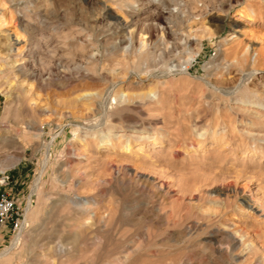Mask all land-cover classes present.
<instances>
[{
    "label": "rangeland",
    "instance_id": "1",
    "mask_svg": "<svg viewBox=\"0 0 264 264\" xmlns=\"http://www.w3.org/2000/svg\"><path fill=\"white\" fill-rule=\"evenodd\" d=\"M10 1L0 34L40 31L51 71L0 62V264H264V0ZM111 17L178 50H113Z\"/></svg>",
    "mask_w": 264,
    "mask_h": 264
},
{
    "label": "bare ground",
    "instance_id": "2",
    "mask_svg": "<svg viewBox=\"0 0 264 264\" xmlns=\"http://www.w3.org/2000/svg\"><path fill=\"white\" fill-rule=\"evenodd\" d=\"M3 1H5V2H8V1H10V0H3ZM44 1H46V0H44ZM91 1H94V0H91ZM111 1V4L112 5H116V8H121V7H124V8H130L131 6H132V3H133V0H110ZM10 2H12V1H10ZM99 2V1H98ZM106 2H108V1H106ZM95 3H96V0H95ZM150 3H151V5L150 6H153V5H158V4H160V3H162V0H150ZM165 3V2H164ZM99 4V3H98ZM4 5V4H3ZM45 5V4H44ZM150 6L148 7L147 6V8H146V10L144 11L145 13H149V11L151 10V8H150ZM46 7V6H45ZM50 7V6H49ZM114 7V6H113ZM158 7V6H157ZM163 7V6H162ZM156 8V7H155ZM178 8V7H177ZM133 9V8H132ZM180 9V8H179ZM32 10V9H31ZM30 10V11H31ZM121 10V9H120ZM125 10V9H124ZM130 10V9H129ZM137 10V9H136ZM134 11L135 13L137 12V11ZM173 10H175V9H173ZM177 10V9H176ZM128 11V10H127ZM155 11V10H154ZM178 11V10H177ZM143 12V11H142ZM180 12V11H179ZM162 13H163V11H159V12H157V16L159 15H162ZM164 13H166L167 15H168V12H164ZM129 14V13H128ZM170 14V13H169ZM177 12H176V15H175V19H179L178 21H180L179 22V24H184L186 21H187V17H188V15H185V14H182V13H180V15L177 17ZM187 14V13H186ZM69 15V14H68ZM154 15V14H153ZM164 15V14H163ZM155 16V15H154ZM240 16H242V15H240ZM156 17V16H155ZM164 17V16H163ZM166 17V16H165ZM171 17V16H170ZM172 17H174V16H172ZM171 17V19H174V18H172ZM168 18V17H167ZM134 19V18H133ZM131 20V19H130ZM2 22H4V21H2ZM169 22V21H168ZM174 22V21H173ZM132 23H133V21L132 22H130L129 21V23H127L126 21H124V20H118V19H114V18H112L111 17V19H109V22L107 23V27L108 28H111L112 27V29H113V31H115L114 33L112 32V34H113V36H116V37H118V35L120 34V35H122L123 34V37H121V38H117V39H119L118 41H117V43H115V44H113V46H112V49L114 50V49H118V48H120V47H122V45H124L125 43H126V46L124 47L125 48V52H126V54L127 53H129V54H132V53H139L138 55L140 56L141 54L140 53H142V55L141 56H143V54L144 55H153V54H155V52L157 53V51H160V53H161V55H164L165 53H167V54H169V53H171L173 50H175L176 49V44H175V41L173 42L174 44H172L171 46H170V48H169V50H167L166 48H164L165 47V35L163 34V32H161L162 34H163V36L162 37H160L159 38V40H158V43H156V44H153V45H151V44H147L146 42H145V37L144 38H138L139 40H138V46H135V41H136V34L133 32V30L134 29H132ZM136 23V22H135ZM140 23H141V21H140ZM177 23V22H176ZM187 23V22H186ZM137 24L139 25V23L137 22ZM172 24V23H171ZM179 24H178V26H179ZM3 26H4V24H2ZM106 25V24H105ZM141 25V24H140ZM104 26V25H103ZM133 26L135 27V24H133ZM180 26H183V25H180ZM133 27V28H134ZM153 26H151L150 28H152ZM156 27V26H155ZM166 27V26H165ZM104 28V27H103ZM129 28H131L132 29V31H131V29L130 30H128ZM149 28V29H150ZM19 29V28H18ZM27 29H29V27H27L26 26V24L23 26V28L21 29V34H23V33H26L25 31H27ZM146 29V28H145ZM153 29V28H152ZM155 29V28H154ZM166 30L165 28H163L162 27V30ZM31 30V29H30ZM107 30V29H106ZM111 30V29H110ZM169 30V29H168ZM1 31V30H0ZM28 32V31H27ZM148 32V31H147ZM109 33H110V31H109ZM25 35V34H24ZM28 35V34H27ZM142 35V34H141ZM147 35H148V33H147ZM174 35V34H173ZM140 36V35H139ZM144 36V35H143ZM172 36V35H171ZM27 37V36H26ZM142 37V36H141ZM147 38H148V36H147ZM170 38V37H169ZM178 38V37H177ZM0 42H1V44H2V47L0 48L1 50H0V52H5V54H4V56H0V62H2V61H10L11 63H12V66H9V68L11 67L12 69H14V72H15V74L16 73H19V74H21V76L23 75V73H26L27 71H28V68H33V66H34V69H35V65L37 64V65H39L40 66V69H41V71H45V70H50L49 69V67H50V61L49 60H47V59H43L42 58V55H41V51L43 50V47H44V45L47 43L48 44V46H49V43L47 42V38L45 37V36H43L42 35V33L40 32V31H36V32H33V36L31 37V40L29 39H27L26 40V38L24 39L23 38V35L21 36V35H19L17 32H16V30L15 31H12V32H7V31H4L3 32V34H0ZM50 41V40H49ZM171 41V40H170ZM172 42V41H171ZM63 45V44H62ZM67 45V44H66ZM168 45V44H167ZM181 45V44H180ZM47 46V45H46ZM45 46V47H46ZM45 47H44V51H45ZM82 46H80L79 48H81ZM108 47H109V45H108ZM47 48V47H46ZM82 48H84V46L82 47ZM65 49H66V47H65ZM71 49V48H70ZM106 49H107V47H106ZM72 50V49H71ZM71 50H70V52H71ZM82 51H83V49H81ZM104 50V49H103ZM110 50V49H109ZM176 50H178V49H176ZM68 51H69V49H68ZM75 51H77L76 49H75ZM79 51H80V49H79ZM81 51V52H82ZM112 51V50H111ZM119 51V50H118ZM43 52V51H42ZM47 52V51H46ZM45 52V53H46ZM63 52V51H62ZM67 52V51H66ZM88 52V51H87ZM86 52V53H87ZM105 52V51H104ZM106 52H109V51H106ZM116 52V51H115ZM114 51H113V53H115ZM176 52V51H175ZM49 53V52H48ZM52 53V52H51ZM65 53V52H64ZM76 53V52H75ZM1 54V53H0ZM67 54V53H66ZM69 54V53H68ZM136 54H134V55H136ZM71 55V54H70ZM180 55V54H179ZM45 56V55H44ZM52 56V55H51ZM66 56V55H65ZM72 56V55H71ZM167 56V55H166ZM182 56V55H181ZM144 57V56H143ZM165 57V56H164ZM172 57H174L175 58V56H171V58ZM183 57V56H182ZM186 57H187V55H186ZM91 58V57H90ZM51 59H52V57H51ZM173 59V58H172ZM182 59V58H181ZM194 59V56H189L187 59H184V60H182L181 61V63H180V65H178L180 68H183L184 70H186L188 67H189V64H190V61L191 60H193ZM91 61V60H90ZM89 61V62H90ZM179 61V60H178ZM3 63V62H2ZM5 63V62H4ZM74 63V62H73ZM92 63V62H91ZM97 63V62H96ZM99 63V62H98ZM178 63V62H177ZM93 64V63H92ZM96 65V64H95ZM3 68H4V71L5 72H9V70L7 69H5V67H2L1 69L3 70ZM94 68V67H93ZM179 68V69H180ZM11 69V70H12ZM1 70V71H2ZM10 70V71H11ZM93 70H95V69H93ZM92 70V71H93ZM13 71V70H12ZM30 71V70H29ZM35 71V70H34ZM40 71V70H39ZM38 71V72H39ZM51 71V70H50ZM91 71V70H90ZM91 71V72H92ZM32 72H33V70H32ZM13 73V72H12ZM11 72H10V74H12ZM36 73V72H35ZM92 73H94V71L92 72ZM14 74V73H13ZM15 74H14V76H15ZM29 74V73H28ZM34 74V73H33ZM41 74V73H40ZM16 75H18V74H16ZM13 76V77H14ZM37 76V75H36ZM7 77V76H6ZM29 78H32V79H34V76H32V75H30L29 74V76H28ZM40 77V76H39ZM42 78V77H41ZM16 79V78H15ZM25 80V79H24ZM42 80V79H41ZM15 81V80H14ZM31 81H33V80H31ZM29 91H30V88H29ZM26 94H27V92H28V90H27V92L26 91H24ZM28 95H29V92H28ZM28 95H27V97H28ZM30 98V97H29ZM28 98V99H29ZM34 98V97H33ZM30 100H31V98H30ZM29 101V100H28ZM33 102V101H32ZM31 102V103H32ZM35 102V101H34ZM34 102H33V105H34ZM37 103V102H36ZM36 105V104H35ZM35 107V106H34ZM36 108V107H35ZM41 108V107H40ZM5 140V139H4ZM3 140V141H4ZM22 151L21 152H18V153H16V154H13V155H11V154H5L2 158H3V161H4V164H8V163H10L12 166H14V165H16L20 160H21V155H22ZM38 180V179H37ZM36 190H37V188H36ZM36 210H32L29 214H28V217H26L27 218V220L28 221H31V219H33L34 217H35V215H36ZM22 227V226H21ZM19 237V234H17V238ZM19 239V238H18ZM14 245V244H13ZM7 252V251H6ZM7 255H9V253L7 254ZM6 255V256H7ZM10 256H12V255H10ZM5 260H7V259H5Z\"/></svg>",
    "mask_w": 264,
    "mask_h": 264
},
{
    "label": "built area",
    "instance_id": "3",
    "mask_svg": "<svg viewBox=\"0 0 264 264\" xmlns=\"http://www.w3.org/2000/svg\"><path fill=\"white\" fill-rule=\"evenodd\" d=\"M22 219V210L16 207V203L8 195L0 193V229L7 226L15 231Z\"/></svg>",
    "mask_w": 264,
    "mask_h": 264
}]
</instances>
